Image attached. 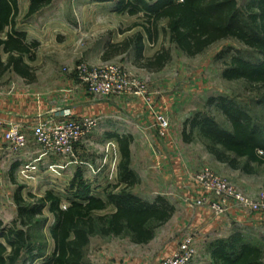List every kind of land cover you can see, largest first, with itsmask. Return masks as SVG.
Listing matches in <instances>:
<instances>
[{
    "label": "rangeland",
    "instance_id": "374dc122",
    "mask_svg": "<svg viewBox=\"0 0 264 264\" xmlns=\"http://www.w3.org/2000/svg\"><path fill=\"white\" fill-rule=\"evenodd\" d=\"M237 1L242 6L249 0ZM29 2L18 0V24L30 32H38L46 42V45L39 42L33 51L34 59L30 60V64L34 78H42V75L48 78L49 71L55 75L66 74V70H76L80 63L93 68L114 64L122 68L135 86L131 88V94L105 96H117L121 109L114 115L119 119L112 121L109 118L111 125L100 119L96 128L76 146L73 156L45 152L34 140L33 132L26 135V147L20 152H11L4 143V149L12 156L10 160L6 157L0 159V221L3 225L28 233L37 258L26 264H39L51 256L54 244L50 228L55 218L49 211V205H44L32 221H20L15 201L17 195L21 196L24 204L34 207L41 205L47 191H52L60 198V207L63 208L74 196H83L87 190L102 198H105V188L120 193L123 185L118 189L110 185L118 179L120 153L116 136L125 135L132 137L130 167L138 179V183L126 192L150 202L162 197L174 211L166 223L156 227L154 238L145 244L133 243L127 232L121 235H91L84 251L86 262L157 264L174 254L186 238L193 240L196 250L190 264L201 262L204 258L209 260L206 252L209 244L222 237H215L211 231L203 239L200 233L202 227L210 223L217 226L219 218L224 219L220 221L221 225L225 224L234 211L247 217L249 224L235 222L219 233L227 238L239 232L250 243L259 244L264 252V220H261L264 213L232 209L215 215L211 208L213 194H206L195 181L198 174L209 170L241 193L254 195L264 191V165L254 164L255 173L248 176L250 181L247 182L244 172L229 168L207 152L208 141L197 128L190 131L189 126L184 125L188 118L200 113L212 117L221 127L230 129L217 106L218 99L224 98L234 101L256 123L264 126V106L261 102L264 101V86H250L242 79L226 80L222 77L232 56L248 58L255 56L254 53L239 41L228 38L211 45L202 54L188 57L168 38L160 35L155 44L144 40L143 56L150 57L160 46H164L170 50L171 60L161 70L150 71L138 65L143 62L136 60L131 49L117 54L109 52L110 44L142 32L140 26H134L142 19L118 11L114 2L53 0L32 19L26 20L24 14ZM16 79L14 74L8 73L0 79V85H8ZM211 100L212 103H209ZM160 115L165 116L169 123L165 136H159L156 127V118ZM113 132L114 136L107 135ZM185 135L189 136L188 141ZM246 187L250 190H244ZM198 200L206 202L205 205H197ZM112 211L113 205L108 204L104 210L93 214L98 217ZM200 238L203 244L197 250ZM27 255L25 252V258Z\"/></svg>",
    "mask_w": 264,
    "mask_h": 264
},
{
    "label": "trees",
    "instance_id": "16d2710c",
    "mask_svg": "<svg viewBox=\"0 0 264 264\" xmlns=\"http://www.w3.org/2000/svg\"><path fill=\"white\" fill-rule=\"evenodd\" d=\"M115 3L118 11L142 19V32H136L121 42L110 44L113 54L132 50L140 67L150 71L161 70L170 60L171 53L164 46L150 57L144 58V40L155 44L160 35L168 38L188 57L202 54L211 45L233 38L255 56H232L222 72L226 80L242 79L250 86H264V0H249L240 6L237 0H91ZM53 0H30L25 17L29 18ZM19 8L18 0H0V52L8 55L0 60V71L13 68L23 73L29 66L23 57L34 59V50L39 43L26 42L25 33L16 29ZM133 26V27H134ZM211 100L209 103H212ZM217 106L222 111L230 129L221 127L212 117L196 113L184 125L190 131L197 128L208 141L206 150L215 160L231 169L254 174V164L264 165V126L256 123L248 112L234 101L219 98ZM264 106V101H261ZM185 135V140H189ZM130 135L116 136L120 153L118 179L110 185L122 191L116 193L104 189L105 198L94 196L87 190L83 196H74L66 207H60V198L47 191L40 206L24 204L20 195L18 218L32 221L41 207L49 205L55 222L50 228L53 252L39 264H90L85 261L84 251L89 237L121 235L127 232L135 244H145L154 238L155 229L166 223L173 214V207L162 197L152 202L126 192L138 183L130 167ZM13 171H11L12 174ZM108 204L113 211L98 217L94 212L104 210ZM30 237L25 230L14 229L0 221V264H26L37 258L33 254ZM25 252L28 253L25 258ZM209 264H263L264 252L258 245L247 241L235 232L228 238L216 239L208 246Z\"/></svg>",
    "mask_w": 264,
    "mask_h": 264
},
{
    "label": "built area",
    "instance_id": "2783aa9c",
    "mask_svg": "<svg viewBox=\"0 0 264 264\" xmlns=\"http://www.w3.org/2000/svg\"><path fill=\"white\" fill-rule=\"evenodd\" d=\"M75 73L78 81L86 87L88 92L96 96L131 94V88L135 86L122 68L114 64L93 68L86 63H80L76 67ZM135 93L133 92V94ZM98 121L99 119L93 116L60 121L52 118L41 119L33 129V137L42 150L47 153L73 156L76 146L96 128ZM2 127L5 129L4 143L7 144L11 152H20L26 147V136L17 122H4L0 119V128ZM156 127L159 136H165L169 127L165 116H157ZM195 181L206 194H213L214 201H211V208L215 215L232 209L264 213V191L254 195L243 194L209 170L198 174ZM205 203L202 200L197 201L199 206H204ZM195 253L193 240L186 238L182 240L174 254L161 259L157 264H190Z\"/></svg>",
    "mask_w": 264,
    "mask_h": 264
},
{
    "label": "crops",
    "instance_id": "0c3cea01",
    "mask_svg": "<svg viewBox=\"0 0 264 264\" xmlns=\"http://www.w3.org/2000/svg\"><path fill=\"white\" fill-rule=\"evenodd\" d=\"M27 9L24 14V18L26 20L32 19L41 11L40 10L38 13L26 18L25 15ZM18 17L16 20V29L25 33V41L29 42V39L33 38L38 43L40 42V45H44L46 42L41 39L38 32L33 33L30 32L28 28H21V24H18ZM59 41L61 42L62 39ZM53 42L56 41L53 40ZM7 57L8 55L6 53L0 52V60L2 62H5ZM30 62L32 61H30L26 56L23 57V63L29 66V69L24 68L23 73L17 72L13 68L0 71V79L8 73L14 74L17 78L16 82L12 81L8 83V85H0V119L4 122H17L25 136L33 132V129L39 120L46 118H52L60 121L65 119H80L85 116H93L99 118V120L101 119V121L105 119L104 121L107 125L112 124L109 121V118L112 121H114V119H119L118 116L114 115L119 109H121L116 99L117 96L101 97L89 93L85 86L79 84L76 78L75 70L71 71L68 69L66 70V74L59 73V75L52 74L53 71H49L47 74L48 78H45L43 75L42 78H39L38 76H35L34 78V70H32ZM128 97L131 98V96ZM4 131L5 129L3 127L0 128V159L3 160L6 157L7 160H10L12 155L8 150L4 149ZM107 135L114 136L115 133ZM14 166L12 167V171ZM251 175L252 174L244 173V180L249 182L250 180L248 176ZM244 190L249 191L250 187H246ZM230 216L229 220L226 223L224 222L225 224L221 225L222 222L220 221H223L224 219L219 218L216 220L218 221L217 226H215L214 223H210L202 227L200 232L201 238L204 239V237L211 231L215 237L221 236L223 238L225 236H222V234L219 233L222 228H230L231 224L235 222H244L246 225L249 224L246 219L247 217L238 211L232 212ZM205 218H202V220L204 221ZM201 238L197 241V250H199V247L203 244V240ZM257 245L260 246L259 244ZM206 252H208V249ZM208 256L210 257V255ZM210 260V258L209 260L204 258L203 261L193 264H209Z\"/></svg>",
    "mask_w": 264,
    "mask_h": 264
}]
</instances>
